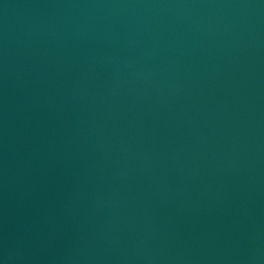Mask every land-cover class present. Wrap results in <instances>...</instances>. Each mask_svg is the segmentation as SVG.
<instances>
[{"label": "water", "instance_id": "obj_1", "mask_svg": "<svg viewBox=\"0 0 264 264\" xmlns=\"http://www.w3.org/2000/svg\"><path fill=\"white\" fill-rule=\"evenodd\" d=\"M0 264H264V0H0Z\"/></svg>", "mask_w": 264, "mask_h": 264}]
</instances>
